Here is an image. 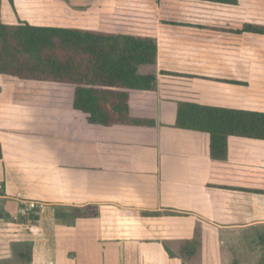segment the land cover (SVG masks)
<instances>
[{"label":"crops","instance_id":"1","mask_svg":"<svg viewBox=\"0 0 264 264\" xmlns=\"http://www.w3.org/2000/svg\"><path fill=\"white\" fill-rule=\"evenodd\" d=\"M49 1L0 0V23L49 26ZM94 1L102 15L93 26L157 40L156 126H105L73 108L20 105L0 75V236L13 244L2 222L13 220L21 193L47 204L38 224H25L35 229L28 264L198 263L169 254L182 245L202 264H231L239 257L228 254L243 246L260 260L264 140L231 136L227 160L215 161L209 134L174 124L181 102L264 112V35L239 33L264 25V0H134L135 13ZM69 212L79 217H61Z\"/></svg>","mask_w":264,"mask_h":264},{"label":"trees","instance_id":"2","mask_svg":"<svg viewBox=\"0 0 264 264\" xmlns=\"http://www.w3.org/2000/svg\"><path fill=\"white\" fill-rule=\"evenodd\" d=\"M239 33L264 35V25L245 23ZM157 56V40L136 33L0 23V75L14 83V101L35 107L73 108L88 114L89 122L95 124L156 126ZM134 110L139 113L133 115ZM174 126L209 134V154L215 161L227 160L231 136L264 140V112L252 110L181 102ZM210 185L251 190L243 185ZM259 239L263 247L260 264H264V235ZM25 247L28 257L23 264H28L32 262V243ZM169 254L190 261L197 255L185 245L177 255ZM231 264L240 261L234 258Z\"/></svg>","mask_w":264,"mask_h":264},{"label":"rangeland","instance_id":"3","mask_svg":"<svg viewBox=\"0 0 264 264\" xmlns=\"http://www.w3.org/2000/svg\"><path fill=\"white\" fill-rule=\"evenodd\" d=\"M60 1H63L64 4L61 5ZM69 1L76 2L77 0H69ZM94 2L104 4L105 7L109 8V10H111L112 12H114L113 8H116V10H119L118 8L119 6H121V7H126L128 9L127 11H129L130 13H135V4L141 1H134V0H100L99 1V0H95ZM54 3L55 4H51V1H49L45 7L46 12L53 13V15L51 16L49 20L47 18V20L44 21L45 24L49 25L50 27H52L53 25H59L57 27L106 31L104 30V28H99L98 26L99 23L98 25L96 24L97 26L96 25L93 26L92 24H90L89 20L92 17L98 18L100 15H102L100 14L102 10H100L98 7H96L95 10L90 9L91 7L89 6L90 0H80V3H74L75 5L84 7V9L79 10V11H75L74 9L70 8L71 5L68 2H65V0H59V1L56 0L54 1ZM92 20L93 19H91V21ZM127 22H135V21L127 19ZM129 25L133 27L132 24H129ZM246 53L247 51L241 54H246ZM247 85L248 84H246V86ZM246 86H243V87H246ZM249 88H250L249 95L251 96V84L249 85ZM68 214L70 215V219H72L71 217L72 213L69 212ZM2 224H3L2 225L3 227H6L7 229L11 230V232L15 236H13L12 238L13 244L11 245L8 244L7 238L5 236L3 235L0 236V243L3 244V246H1L0 248V264H23L27 260V257H28V254H27L28 249L25 247V244H30L31 237L35 229L21 222L17 223L14 220H11L10 218L5 219L2 222ZM200 234L198 235L199 237L197 236L198 242H200L199 241ZM33 244H35V240H33ZM243 249L244 251H246L245 250L246 248H244V246H243ZM244 251L241 249L237 253L230 252V254H228L229 259L234 257V255H237L239 257V261L241 262V264H260L261 258L260 260L253 258L251 253H245ZM22 253H25L24 256H21ZM196 254H197L196 257L198 256V263H196V261H191L192 264H202L200 263L201 253H196ZM262 254L263 252H261L260 255L262 256ZM256 255L258 256V254ZM203 257H206V255L203 254ZM185 264H191V263L185 262ZM203 264H207V260L203 261Z\"/></svg>","mask_w":264,"mask_h":264},{"label":"built area","instance_id":"4","mask_svg":"<svg viewBox=\"0 0 264 264\" xmlns=\"http://www.w3.org/2000/svg\"><path fill=\"white\" fill-rule=\"evenodd\" d=\"M0 190H2L1 184ZM15 197L19 202V207L13 216V220L17 223L21 222L29 225L38 224L47 204L37 199L25 198L21 193H17Z\"/></svg>","mask_w":264,"mask_h":264}]
</instances>
